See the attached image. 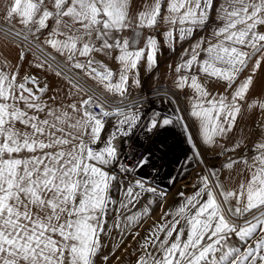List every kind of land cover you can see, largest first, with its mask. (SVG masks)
I'll use <instances>...</instances> for the list:
<instances>
[{
    "label": "snow or ice",
    "instance_id": "6c2138e0",
    "mask_svg": "<svg viewBox=\"0 0 264 264\" xmlns=\"http://www.w3.org/2000/svg\"><path fill=\"white\" fill-rule=\"evenodd\" d=\"M212 21L218 23L210 37L183 51L173 81L177 90L195 94L190 115L209 147L233 131L264 60V0H0V22L11 34L52 49L121 103L130 78L140 87L141 62L146 60L148 70L157 65L160 44L145 30L164 26V41L175 51L178 41L192 40ZM250 66L252 74L237 83ZM35 67L51 65L37 58ZM55 75L69 85L63 95L0 59V264H96L111 191L122 183L118 175L136 173L150 162L142 154L133 155V163L120 162L124 142L134 148L130 138L141 119L135 108H112L62 72ZM208 79L226 82L232 92L213 96L203 83ZM248 107L264 110V101ZM113 117L112 130L102 136ZM171 124V118L153 113L146 128ZM186 139L195 149L192 135ZM241 147L239 142L221 147V153ZM250 151L251 156H229L221 169L202 176L173 218L145 238L136 264H264V139ZM221 170H235L242 177L238 185L225 187ZM156 191L143 179L130 181L121 207Z\"/></svg>",
    "mask_w": 264,
    "mask_h": 264
},
{
    "label": "rangeland",
    "instance_id": "374dc122",
    "mask_svg": "<svg viewBox=\"0 0 264 264\" xmlns=\"http://www.w3.org/2000/svg\"><path fill=\"white\" fill-rule=\"evenodd\" d=\"M22 46L24 47V45ZM57 70L62 72L60 69ZM168 90L166 87H159L153 91L128 96L125 101L128 103L147 98L132 105V108L140 113L141 119L130 138L134 148L129 149L128 141H125L121 146L120 162L133 163L132 156L140 154L148 156L150 162L144 169H138L136 173L126 176L118 175V179H122V183L114 185L111 191L113 203L109 205L104 225L105 230L100 235L101 249L96 258V264H136L139 257L144 255L141 245L145 238L158 225L173 218L185 198L191 196L200 187L202 176L209 175L212 169L221 167V158L206 152L198 141L187 118V112H184L179 102L180 112L170 99L164 97L155 99L153 97L154 99L150 100L152 99L151 95L159 92L168 93ZM153 113L158 114L161 120L164 117L171 118L173 124L157 127L152 132L147 131L146 125ZM178 117H183L182 122H176ZM112 124L106 125L104 136L112 130ZM185 125L188 128V133L184 131ZM188 134L192 135V142L196 144L197 149H193L186 139ZM197 151L199 157L195 154ZM112 171L119 174L118 166L114 165ZM135 179H143L147 186L157 190L156 194L143 193L135 205L122 208L123 187ZM161 193L165 195L161 197ZM181 193L184 195L181 196ZM145 208L148 209L146 214L144 213ZM167 213H171V215H166ZM134 215L137 219L134 222L129 221L128 217ZM249 217L251 215L246 218ZM160 235L163 238V233ZM233 242L237 243L235 239ZM149 250L151 251V249ZM105 256H107L106 261L104 260Z\"/></svg>",
    "mask_w": 264,
    "mask_h": 264
},
{
    "label": "crops",
    "instance_id": "0c3cea01",
    "mask_svg": "<svg viewBox=\"0 0 264 264\" xmlns=\"http://www.w3.org/2000/svg\"><path fill=\"white\" fill-rule=\"evenodd\" d=\"M223 0H216V3H222ZM218 21L210 22L209 26H205L204 29H198L192 38V40L178 41L175 44V51H170L168 45L164 41V37L162 35V31L164 30V26L160 29V31L153 30H145L144 35H154L160 44V51L157 56V65L153 67L151 70H148L146 66V60L142 61L139 67V79H140V87H136L132 83V79L129 81V92L128 96L153 91L158 89L159 87H166L169 89L168 94H171L179 104H181V108H183L184 112L187 115L188 120L190 121L191 127L198 138V141L204 148V150L211 155H215L221 158L222 165L228 160L229 156L233 158H238L241 155L251 156L252 152L250 149L252 146L264 139V110H261L259 107L249 108L248 105L257 101H264V60L261 61V67L257 70L253 80V86L249 90L245 101L241 102V113L239 114L236 125L231 133L228 134L227 137L220 138L218 137L216 140V145L207 146L202 143L199 134V124L198 122L190 115L191 105L195 102V94L191 89H185L183 91L177 90L174 87L173 81L176 78V73L174 68L177 63L180 62V57L185 49H189L190 45L199 38H208L210 37L211 29L217 26ZM0 27L8 30L9 26L3 22H0ZM19 25H16V29H19ZM46 35V33H45ZM142 46V44L140 45ZM44 53L49 56V53L52 56H55L54 61L64 67L67 71H69L72 75H74L77 79H79L82 83L87 85L90 89L98 93L101 97L112 101L113 103H121L120 97L114 96L108 92H106L102 85L97 84L95 81L90 79L89 77L83 75L79 72V70H73L68 66V63L65 61L63 57L59 54L53 52L52 49L47 46H38ZM21 53L24 55V59L21 60ZM50 57V56H49ZM7 59L10 65H17L19 67L20 75L23 76L33 75L38 79L47 83L50 89H60L61 95L68 90L69 85L67 81L57 77L55 72L58 71L53 64L49 61L41 57L40 55L33 52H24V47L21 46L20 42L16 39L0 32V59ZM37 58L40 60H46L48 64L51 65V68H36L35 64L37 62ZM203 59V54L201 56ZM259 58V57H256ZM254 58V59H256ZM83 59V58H82ZM97 60H101L102 58L97 55ZM104 63L108 65L114 72L118 71V65H116L111 60H104ZM171 66V67H170ZM251 66L248 69H245L239 76L237 83L239 81L245 79L247 76L251 75ZM67 77L66 75H64ZM70 79L69 77H67ZM72 80V79H71ZM203 83L208 88L209 92L213 96L218 95H230L232 89L227 87L226 82L217 81L215 79L203 80ZM81 86V85H80ZM235 87V85H233ZM83 88V87H82ZM87 93L90 94L88 90L83 88ZM51 94V92L49 93ZM47 98V97H45ZM161 98V97H158ZM170 99L168 97H164ZM157 99V98H156ZM153 100V99H152ZM171 100V99H170ZM172 104L176 107L173 100H171ZM133 106H129L127 108H132ZM180 107V106H179ZM186 110V111H185ZM105 133V132H104ZM104 133L102 136H104ZM241 143L242 147L237 150L235 153H221V147L231 148L236 143ZM200 146V145H199ZM201 149L203 150V148ZM203 150V151H204ZM204 151V152H205ZM221 181L224 182L225 187H234L238 185L241 180V176L236 174V171L233 170L231 173L228 170H221L218 174ZM231 177V179H229ZM234 203V202H233ZM248 214V216H250Z\"/></svg>",
    "mask_w": 264,
    "mask_h": 264
},
{
    "label": "bare ground",
    "instance_id": "6f19581e",
    "mask_svg": "<svg viewBox=\"0 0 264 264\" xmlns=\"http://www.w3.org/2000/svg\"><path fill=\"white\" fill-rule=\"evenodd\" d=\"M4 29V28H3ZM6 30V29H5ZM6 31H8V30H6ZM1 32V31H0ZM9 32V31H8ZM2 33H4V32H2ZM4 34H6V33H4ZM6 35H8V34H6ZM8 36H10V35H8ZM10 37H12V36H10ZM12 38H14V37H12ZM15 39V38H14ZM21 40H18V39H16L17 41H19L20 42V44H21V46L22 45H24V49H26V47H27V45H30V43L29 42H27V45L24 43V40L22 39V38H20ZM26 46V47H25ZM23 47V46H22ZM28 48V47H27ZM29 49V48H28ZM33 53H36V54H38V55H40L41 57H43L44 59H46L43 55H41L40 54V52H38V50H36L35 52H33ZM44 53V52H43ZM45 55H47L46 53H45ZM48 56V55H47ZM49 57V56H48ZM50 59H51V57H49ZM47 61H48V59H46ZM50 62V61H49ZM52 64V63H51ZM58 65H60V64H58ZM61 66V65H60ZM54 67H56L57 69H59L57 66H55L54 65ZM62 67V66H61ZM63 68V67H62ZM65 69V68H64ZM61 70V69H60ZM66 70V69H65ZM62 71V70H61ZM63 72V71H62ZM69 72V71H68ZM64 73V72H63ZM70 73V72H69ZM71 74V73H70ZM64 75H66L65 73H64ZM67 76V75H66ZM74 76V75H73ZM68 77V76H67ZM75 77V76H74ZM70 78V77H69ZM76 78V77H75ZM71 79V78H70ZM74 81V80H73ZM84 84V83H83ZM85 85V84H84ZM81 87H83V88H85L86 90H88L89 92H90V94H92V95H95L96 97H101L98 93H96L95 91H93L92 89H90L87 85H85V86H81ZM159 93H166V92H159ZM158 97H167V96H164V95H159V96H155L154 98L156 99V98H158ZM150 98H152V99H154L152 96H150ZM169 98V97H168ZM142 99H147V98H142ZM152 99H150V100H152ZM172 100V99H171ZM176 100V99H175ZM142 101V100H141ZM138 102H140V101H138ZM137 102V100L136 101H131V102H128V103H113L112 101H109V100H107V103L112 107V108H116V107H118V106H120V105H124L123 107H119V108H125V107H129V106H132L134 103H138ZM177 102V101H176ZM178 103V102H177ZM135 105V104H134ZM176 105V104H175ZM115 106V107H114ZM177 107V109H178V111L180 112V107H179V105L178 106H176ZM183 118V117H182ZM115 122V120L114 121H112V122H110V123H108V124H111V123H114ZM107 124V125H108ZM191 130V129H190ZM190 133V132H189ZM195 139V138H194ZM195 149H197V148H195ZM201 153V152H200ZM202 156V155H201ZM203 158V157H202ZM204 159V158H203ZM204 162H205V160H204ZM207 165V164H206Z\"/></svg>",
    "mask_w": 264,
    "mask_h": 264
},
{
    "label": "water",
    "instance_id": "95a60500",
    "mask_svg": "<svg viewBox=\"0 0 264 264\" xmlns=\"http://www.w3.org/2000/svg\"><path fill=\"white\" fill-rule=\"evenodd\" d=\"M0 31L1 32H4L12 37H14L15 39H18V40H21L20 38L16 37L15 35L11 34L10 32L6 31L5 29H3L2 27H0ZM25 44H27V42L24 41ZM38 52H40L41 55H43L46 59H48V61H51L54 65H56L59 69H61L68 77H70L72 80H74L75 82L79 83L81 86H85L79 79L75 78L72 74H70L67 70H65L64 68H62L60 65H58L57 63H55L52 59H50L47 55H45L44 53H42L41 51L38 50ZM159 95H164V96H167L169 97L170 99H172L174 101V103L176 104V106H178V103L176 102L175 98L171 95V94H168V93H156V94H153L151 95L152 97H155V96H159ZM143 99H139L137 100L138 101H141ZM124 105H120L118 107H123ZM115 107V106H114ZM206 168V171L208 172V169L207 167ZM251 217H249L248 219H250ZM237 223H243V220L239 221L237 220L236 221Z\"/></svg>",
    "mask_w": 264,
    "mask_h": 264
},
{
    "label": "built area",
    "instance_id": "2783aa9c",
    "mask_svg": "<svg viewBox=\"0 0 264 264\" xmlns=\"http://www.w3.org/2000/svg\"><path fill=\"white\" fill-rule=\"evenodd\" d=\"M27 45V44H26ZM27 47L29 48H26V49H24V52L25 53H28V52H35L36 50H39V51H41L42 53H43V51L35 44V43H32V44H30V45H27ZM45 54V53H44ZM53 60V59H52ZM54 61V60H53ZM55 63H57L56 61H54ZM50 63H52L51 61H50ZM53 64V63H52ZM58 64V63H57ZM54 65V64H53ZM56 66V65H55ZM38 79V78H37ZM39 81H40V83H41V86H43V84H44V82L43 81H41L40 79H38ZM98 98H100L102 101H104L108 106H110L108 103H107V99H105V98H103V97H98ZM111 107V106H110ZM116 118L115 117H113V118H111L108 122H107V124L108 123H110V122H112V121H114Z\"/></svg>",
    "mask_w": 264,
    "mask_h": 264
}]
</instances>
